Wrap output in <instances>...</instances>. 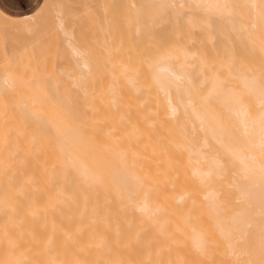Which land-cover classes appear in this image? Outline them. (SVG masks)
Instances as JSON below:
<instances>
[{
    "label": "bare ground",
    "instance_id": "6f19581e",
    "mask_svg": "<svg viewBox=\"0 0 264 264\" xmlns=\"http://www.w3.org/2000/svg\"><path fill=\"white\" fill-rule=\"evenodd\" d=\"M73 7L0 32V264H264V0Z\"/></svg>",
    "mask_w": 264,
    "mask_h": 264
},
{
    "label": "rangeland",
    "instance_id": "374dc122",
    "mask_svg": "<svg viewBox=\"0 0 264 264\" xmlns=\"http://www.w3.org/2000/svg\"><path fill=\"white\" fill-rule=\"evenodd\" d=\"M28 1L30 0H2V8L5 11L0 7V19L4 20L2 23H0L1 24L0 26L4 27L2 31H0L1 33H5L6 35H8L9 33H14L20 35L33 34L37 36H52L53 30H55V26H57L56 18L59 16L63 17L62 19L66 21L64 24L65 25L67 24L66 25L67 28L68 27L71 28V26H73L74 28L72 27V30L75 29L73 30V32L76 31V33H78L75 26L78 25L79 20L78 21L76 20L75 22L76 24L74 22L69 24L70 21H73L75 19V16H79L78 13L79 11L73 12V8H74L73 3L78 2V0H31L34 4L31 6H27V4L25 5V3H27ZM59 10L62 11L63 13L62 15L57 14V11ZM83 17L82 19H84ZM93 17L95 18V15H93ZM87 18H88L87 20H89L90 17ZM87 20L85 19L86 22ZM80 21L82 22L81 19ZM88 23L89 26L87 27L89 29L90 21ZM72 24H74L75 26ZM86 24L87 23H85V26ZM13 28H17V30L12 31ZM23 28H27L29 29V31H23ZM80 30H82V28ZM84 32L85 31L79 33H81V35H84L85 34ZM79 37L78 34L77 35L74 34L73 38L71 37L72 38L71 40L78 39L81 41L82 38L79 39ZM66 66L72 67L71 70L73 69L76 70L74 67V63L72 61L68 62ZM65 72L67 71L65 70L62 71L61 80H64L63 74ZM73 72L74 75L70 74L72 76V80H73V76H76L77 71H73ZM68 73H70V71Z\"/></svg>",
    "mask_w": 264,
    "mask_h": 264
},
{
    "label": "crops",
    "instance_id": "0c3cea01",
    "mask_svg": "<svg viewBox=\"0 0 264 264\" xmlns=\"http://www.w3.org/2000/svg\"><path fill=\"white\" fill-rule=\"evenodd\" d=\"M27 4V6H31L33 5L34 3L30 0L28 1L27 3H25V5ZM0 7L2 8V0H0ZM3 9V8H2ZM4 10V9H3ZM5 11V10H4ZM8 13V12H7ZM10 14V13H9ZM26 14V13H25ZM13 15V14H12ZM16 16H19V15H16Z\"/></svg>",
    "mask_w": 264,
    "mask_h": 264
}]
</instances>
